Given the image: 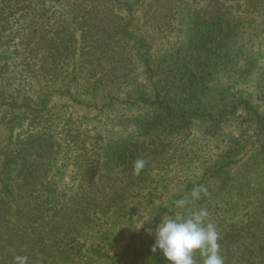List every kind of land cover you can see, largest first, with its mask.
<instances>
[{
  "label": "trees",
  "instance_id": "obj_1",
  "mask_svg": "<svg viewBox=\"0 0 264 264\" xmlns=\"http://www.w3.org/2000/svg\"><path fill=\"white\" fill-rule=\"evenodd\" d=\"M261 18L264 0H0V264H15L17 255L28 264H167L142 240L109 258L141 204L130 192L145 182L153 154L169 152L181 131L199 122L219 126L242 108L256 122L252 146L261 143L264 115L243 89L219 86L220 78L252 79ZM153 39L164 47L160 57L151 53ZM74 105L144 111L110 120L122 127L135 121L142 140L113 129L90 140L72 134L63 110ZM148 114L155 117L146 120ZM248 144L249 136L232 139L206 181L187 183L157 206L149 230L177 213L220 208L225 217L212 220L225 241L239 212H248L247 224L264 217V165L247 160L242 174L231 168ZM64 145L81 176L69 184L58 180L69 166L58 165ZM184 151L174 153L182 158ZM138 159L145 161L139 171ZM181 199L190 201L183 209L175 204ZM257 256L250 264L264 263Z\"/></svg>",
  "mask_w": 264,
  "mask_h": 264
},
{
  "label": "rangeland",
  "instance_id": "obj_2",
  "mask_svg": "<svg viewBox=\"0 0 264 264\" xmlns=\"http://www.w3.org/2000/svg\"><path fill=\"white\" fill-rule=\"evenodd\" d=\"M261 23H264V18L258 21L259 25ZM260 28L264 29V26ZM253 41H255V48H258V46L262 44L263 46L261 47L262 49L259 55L257 54V56L255 54L258 58V62L255 63L256 65L249 66L251 71H254L251 76L252 79L248 81L247 84H242L241 82H234L236 81L234 78H220L219 86L221 89L222 87H229L232 92L237 89H243L244 97L250 100V107L257 109L260 114L264 115V33L260 36H255ZM151 53L159 57L164 54V47L159 39H153ZM140 72L141 70L139 69L137 73L139 74ZM100 106L102 105L100 104L97 107ZM135 108L128 113V111L123 110L124 107H120L112 112L111 109L107 108L100 110L96 107L89 108L74 105L73 107L69 106L63 110V117L65 120L69 119L66 130L69 131L71 129L72 134L75 135V133H77L76 135H80L82 139L83 137H88L90 140L96 137L95 135L97 134L104 135L106 132H111L113 129V131L120 134L119 136L123 138L129 137L133 142H140L142 138L140 139L139 135L135 133V121L128 127H122L118 124L117 120L114 122L115 126L110 122V120L116 116L120 118L128 114L135 119L137 115H145L144 111ZM245 114L246 111L239 108L232 115L229 114L227 116V122L219 126H217L216 123L212 124L208 121L199 122L194 125L191 130L183 129V131H181L182 135L178 137V140L169 148V152L165 151L160 153L158 151L153 154L154 156L150 159V168L146 171L148 175L145 178V182L143 185L141 184L140 187L133 188L132 192H130V199L141 202V204H139L134 217L129 221L131 227L128 226L125 235L117 242L116 246L110 249L109 258L124 250L130 253L131 250L140 246L141 240L147 247H150L152 244L154 245V232L149 229L153 227V221L158 214V210L162 209V207L157 206L159 204H164L163 206H165L170 200L183 193L184 189L187 187V183L195 184L199 181H206L204 174L207 168L230 147L229 143L232 139L242 138L244 135V138H248L249 136L252 143L248 144L240 153L239 157H237V160L240 161L232 165L233 174H242L238 169L242 170L247 167V160H250V165L263 168L264 131L262 132V136H260L261 143H257L260 149L257 150V144L252 146L253 143H256L254 139H257V135L254 136L257 130L256 124H254L256 122L247 121ZM145 117L146 120L150 121L155 116L148 114ZM61 124L63 125V123ZM57 132L60 133V130ZM176 149L185 150L182 154V158L179 156L180 152L174 153ZM67 151V145H64L63 155L58 165H61L65 161L69 166L65 168V170L63 169L58 180L62 179L63 183L69 184L71 183V179H79L81 176L75 171V153H73V151L67 153ZM263 173L264 172L259 175L264 177ZM207 188L208 186L193 190L198 191V193L202 195L208 192L209 189L213 190L214 186L210 185V188ZM156 210L157 212H155ZM212 211H215V209L208 211V221L211 223H213L212 219L218 222L219 218L222 219L225 217L219 214L220 208H216V215H213ZM260 211L263 210L260 209ZM258 216L252 219L250 224H247L245 223V219L249 217L248 212H246V214L244 212H239L235 221V223H237L236 228L230 231V238L225 241L223 240L224 235L221 232L223 227L218 228L216 224L220 239L219 243H222V250L220 252L224 264H250L253 262L252 259H258V252L259 255H264V251L258 250L262 243L264 246V217H262V215L261 217ZM229 221L231 223L232 219ZM195 260H202V257L197 254ZM107 263L108 260L102 261L100 264Z\"/></svg>",
  "mask_w": 264,
  "mask_h": 264
},
{
  "label": "clouds",
  "instance_id": "obj_3",
  "mask_svg": "<svg viewBox=\"0 0 264 264\" xmlns=\"http://www.w3.org/2000/svg\"><path fill=\"white\" fill-rule=\"evenodd\" d=\"M145 165L143 159H138L135 170L139 171ZM198 191H193L192 197L198 198ZM190 201L181 199L175 202L176 207L183 209ZM207 209H198L183 216L179 213L162 218L154 230L155 242L152 251H159L167 264H197L195 257L199 254L203 264H224L220 254L219 233L215 224L208 221ZM15 264H28L27 256L14 257Z\"/></svg>",
  "mask_w": 264,
  "mask_h": 264
}]
</instances>
